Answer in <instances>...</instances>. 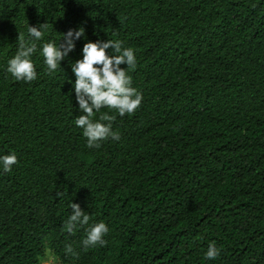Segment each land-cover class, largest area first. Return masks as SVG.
Wrapping results in <instances>:
<instances>
[{"label": "trees", "instance_id": "16d2710c", "mask_svg": "<svg viewBox=\"0 0 264 264\" xmlns=\"http://www.w3.org/2000/svg\"><path fill=\"white\" fill-rule=\"evenodd\" d=\"M26 21L49 24L40 43L84 29L52 74L34 54L30 83L6 71ZM98 40L134 49L143 100L110 113L119 141L90 149L70 65ZM11 153L0 264H264V0H0V156ZM70 203L107 225L105 247L62 230ZM211 242L220 256L206 260Z\"/></svg>", "mask_w": 264, "mask_h": 264}, {"label": "clouds", "instance_id": "9594fccd", "mask_svg": "<svg viewBox=\"0 0 264 264\" xmlns=\"http://www.w3.org/2000/svg\"><path fill=\"white\" fill-rule=\"evenodd\" d=\"M27 23V21H26ZM47 22L29 26L27 23V37L19 33L17 37L18 50L7 61V73L16 81L25 83L37 79V71L32 57L39 51L47 74L61 69V62L74 50L75 41L84 36V29L68 30L61 34L59 42H43L45 32L48 30ZM111 50L109 52L108 50ZM121 65L126 67L122 68ZM71 72L75 77L73 89L75 100L82 115L75 118L76 127L82 129L86 138V146L90 149H99L102 142L109 139L120 140L118 131L113 130L115 112L120 117L132 115L140 107L143 95L132 86V77L129 72L137 67V58L132 47H125L123 41L108 40L84 43L82 59L72 63ZM102 109L108 111L101 112ZM100 113L98 119L96 114ZM18 163L15 153L0 156V169L4 173L12 170ZM71 214L63 223L62 230L72 235L77 228L84 229V238L81 245L86 251L88 248L105 247L107 241L104 237L109 228L104 222L90 223L91 217L81 210L80 205L70 203ZM65 255L79 259L71 244L65 245ZM220 256V249L215 242L208 245L205 253L206 260H215Z\"/></svg>", "mask_w": 264, "mask_h": 264}, {"label": "rangeland", "instance_id": "374dc122", "mask_svg": "<svg viewBox=\"0 0 264 264\" xmlns=\"http://www.w3.org/2000/svg\"><path fill=\"white\" fill-rule=\"evenodd\" d=\"M40 264H57V262L54 260L52 255L48 254L46 257L40 260Z\"/></svg>", "mask_w": 264, "mask_h": 264}]
</instances>
